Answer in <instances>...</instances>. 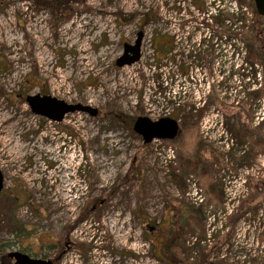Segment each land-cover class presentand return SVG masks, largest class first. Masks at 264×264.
<instances>
[{
    "label": "rangeland",
    "instance_id": "1",
    "mask_svg": "<svg viewBox=\"0 0 264 264\" xmlns=\"http://www.w3.org/2000/svg\"><path fill=\"white\" fill-rule=\"evenodd\" d=\"M45 1L0 0V264L12 251L54 264H264L247 241H264V190L250 192L264 178V66L243 39L253 15L229 0ZM138 31L139 60L118 67ZM36 93L97 113L51 121L30 111ZM138 116L176 119L179 133L144 143ZM239 174L247 194L226 205ZM220 215L226 230L201 244Z\"/></svg>",
    "mask_w": 264,
    "mask_h": 264
},
{
    "label": "water",
    "instance_id": "2",
    "mask_svg": "<svg viewBox=\"0 0 264 264\" xmlns=\"http://www.w3.org/2000/svg\"><path fill=\"white\" fill-rule=\"evenodd\" d=\"M253 4L256 13L264 19V0H253ZM142 38L143 32L138 31L134 42L123 44L122 53L115 60L118 67L131 65L139 60ZM25 101L33 114L51 121H61L65 114L74 111L88 112L90 115L97 113V109L88 105L67 104L48 94H28L25 96ZM132 129L141 136L144 143H148L153 139H173L179 133L177 120L168 116L156 120L138 116L133 122ZM3 180V174L0 170V190L3 188ZM7 255L13 259L14 264H54L51 259L32 258L20 251H12Z\"/></svg>",
    "mask_w": 264,
    "mask_h": 264
},
{
    "label": "built area",
    "instance_id": "3",
    "mask_svg": "<svg viewBox=\"0 0 264 264\" xmlns=\"http://www.w3.org/2000/svg\"><path fill=\"white\" fill-rule=\"evenodd\" d=\"M229 1L232 4V8L230 9L231 13H233L234 15H239V14L241 15L242 12H245L248 17L252 16L251 12L248 10L249 9L248 6H246V5L242 6L241 3H238L239 0H229ZM208 19H210V15L207 16L206 21ZM241 21H242V19H241ZM241 21L239 20V23H242ZM250 21H251V18H250V20H248V19H246V21L244 20V22H248V23ZM262 166H264V163H262ZM263 176H264V174H263ZM190 178H191L190 179L191 184L194 186V193H193V196L195 198L194 203L195 204L202 203L204 201V195L202 194V190L200 188L196 187V183H195L196 180L192 176H190ZM246 181H247L246 176L239 174V176L236 179H234V181H232L233 183L231 182V184H234V190H231L230 188L226 187V190H225L226 194H227L226 205H228L229 201L238 202L240 200V198L244 197L247 194L248 188L246 186ZM230 212H231V210L228 209V211L226 213H228V215H229ZM211 217L212 218H210V219L213 220L214 216H211ZM218 218H219V225L217 226L218 230L215 229L214 225L211 227L208 225V227L210 229L208 230V232L206 231L207 232L206 238L200 241L201 244H204L206 242L210 243V239L213 240V235L217 231L223 232V229L226 230V228H224V224L226 222V215H220V216H218ZM263 219H264V205L262 206V208L259 211V215L256 218V220H257L256 222L260 223V220H263ZM247 241L249 242V245L253 246V248H252L253 253L255 252V249L257 247H259V252H262V250L264 249V241H263V239H261V236L259 235V233L255 234L254 232L251 231L250 235L247 238Z\"/></svg>",
    "mask_w": 264,
    "mask_h": 264
},
{
    "label": "trees",
    "instance_id": "4",
    "mask_svg": "<svg viewBox=\"0 0 264 264\" xmlns=\"http://www.w3.org/2000/svg\"><path fill=\"white\" fill-rule=\"evenodd\" d=\"M33 1L35 2L36 0H33ZM40 2H41L40 3L41 6L45 5L44 3H47L46 1L43 2V0H40ZM249 4L251 6V11H252V15H253V19H251V21H250V22H252V24H250V25L249 24L248 25L243 24V26L248 27V28L251 27L252 31H251V34L249 37H243V39L246 41L247 44H249L254 49L256 59H259L263 63V66H264V32L258 26V24L260 22H264V19L256 13L254 6H253V3H252V0H249ZM210 18H214V16H210ZM219 18H221V17H219ZM239 19H240V17H237V21H239ZM232 35L233 36L237 35L236 31H234V34H232ZM249 55H250V53H249ZM262 72H263V80H264V67H263ZM260 90L264 91V87ZM261 190L262 191L264 190V178L250 182V192L253 193V196L259 195Z\"/></svg>",
    "mask_w": 264,
    "mask_h": 264
},
{
    "label": "flooded vegetation",
    "instance_id": "5",
    "mask_svg": "<svg viewBox=\"0 0 264 264\" xmlns=\"http://www.w3.org/2000/svg\"><path fill=\"white\" fill-rule=\"evenodd\" d=\"M2 189H3V188H2ZM2 189H1V190H2ZM7 256H8V255H7ZM8 258H10V257L8 256ZM10 259L13 260L12 258H10Z\"/></svg>",
    "mask_w": 264,
    "mask_h": 264
}]
</instances>
